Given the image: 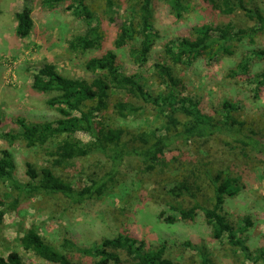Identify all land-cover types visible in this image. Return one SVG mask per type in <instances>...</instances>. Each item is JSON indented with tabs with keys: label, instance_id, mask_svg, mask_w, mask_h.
Wrapping results in <instances>:
<instances>
[{
	"label": "trees",
	"instance_id": "obj_1",
	"mask_svg": "<svg viewBox=\"0 0 264 264\" xmlns=\"http://www.w3.org/2000/svg\"><path fill=\"white\" fill-rule=\"evenodd\" d=\"M114 36L116 51L127 49L131 64L142 69L149 61L152 50L160 38L154 27V4L158 0H130ZM176 19L192 9L193 0H159ZM195 1V0H194ZM212 14L225 18L219 25L205 24L194 28L193 37L177 38L164 45L162 58L153 64L151 90L142 73L125 74L115 50H105V36L100 20L90 9L88 0H42V6L54 10L66 5V11L85 24V31L69 37L67 49L80 55L92 54L83 63L87 77L75 78L62 73L54 64L45 63L32 77V88L53 94L47 105L60 116L55 122L27 123L16 119L17 131L0 134L7 148L0 150V184L5 186L4 200L0 201V224L6 211L15 210L21 200L36 197H62L74 208L96 204L118 183L126 169L138 164L135 171L153 173L159 168L180 171L164 189L165 209L158 219L166 224L178 221L193 222L202 212L212 239L231 248L234 258H243L255 264H264V249L252 253L242 235L252 227L249 217L239 226L231 224L224 206L227 199L239 195L245 188L244 173L228 166L215 169L210 164L186 162L175 155L192 145L206 144L218 136H226L237 146L240 155H255L264 164V133L248 129L237 117L240 107L223 101L213 113L206 112L199 100L187 95L182 78L185 70L203 58L212 63L220 54H230V44L251 45L258 35L264 34V0H198ZM1 14V11H0ZM16 35L25 39L31 34L33 21L29 9L17 14ZM244 18L250 26L240 27L232 18ZM227 19V21H226ZM254 61H264V46L246 52L237 66L230 70V78L243 79L254 86L258 95L264 90V70L251 75ZM123 94L129 99L149 105L160 120L161 126L140 133L128 132L115 126L112 113L119 120L137 118L143 113L139 106L125 98L112 102L114 95ZM78 134L89 136L88 142ZM24 150L42 154L39 166L25 163V181L16 178V161L11 151L15 144ZM231 143V144H232ZM100 156L106 162L101 173L86 174L79 162ZM101 161V160H100ZM99 165V164H97ZM209 181L212 190L211 207H204L201 198V174ZM19 247L36 257L42 264H80L74 256L91 259L87 264H182L175 259L166 243L152 249L130 235L119 234L105 238L91 247H78L65 239L58 247L45 241L35 226L21 225ZM183 247L195 249L193 264H215L204 246ZM0 264H28L22 255L12 250L0 256Z\"/></svg>",
	"mask_w": 264,
	"mask_h": 264
},
{
	"label": "rangeland",
	"instance_id": "obj_2",
	"mask_svg": "<svg viewBox=\"0 0 264 264\" xmlns=\"http://www.w3.org/2000/svg\"><path fill=\"white\" fill-rule=\"evenodd\" d=\"M88 4L100 20L106 41L105 50H115L113 40L117 24L121 22L131 1L88 0ZM25 8L29 9L33 28L28 37L20 39L16 35V15L24 13ZM0 11V134L17 131L15 120L19 118L27 123L55 122L60 116L47 105V100L53 94L34 90L32 77L45 63L54 64L66 75L75 78L87 77L83 63L97 52L80 55L70 52L66 45L69 37L85 31V24L67 12L65 4L49 10L42 6V0H0ZM232 20L240 27L251 25L243 17H233ZM223 22L224 17L207 11L198 0H193L192 9L184 14L181 20L176 19L168 7L158 0L154 4V27L160 38L148 63L142 69L136 68L130 63L125 48L115 50L120 68L125 74L142 73L151 85L153 64L162 58L167 42L193 37L196 27L205 24L216 26ZM263 46L264 34H260L251 45L230 44L231 53L218 55L212 63L203 58L197 60L190 70L182 73L187 95L199 100L202 108L209 113L216 111L225 100L236 103L240 107L237 117L245 122L248 129L263 134L264 90L256 95L254 86L243 79H233L228 75L246 52ZM262 70L264 61H254L250 73L255 75ZM150 89L155 90L156 87L151 85ZM123 96L117 93L112 102L115 103ZM123 98L143 106V113L137 118L124 121L110 113L115 126L134 133L148 132L161 126L151 106L125 96ZM78 138L83 142L90 140L89 136L84 134H78ZM231 143L226 136H218L206 144H193L190 153L184 149L175 155L183 157L185 163L193 162L198 165V169L199 163L208 162L215 169L231 166L234 170L244 173L245 188L236 197L227 199L224 209L229 221L236 227L241 224L243 218H250L252 227L242 238L249 250L255 253L264 249V164L255 155H240L238 149H235L237 146ZM3 148H7V145L0 139V150ZM11 151L16 161V178L19 182H24L25 163L39 166L42 154L24 150L19 143L15 144ZM79 166L86 174L101 173L106 162L97 155L79 162ZM131 168L121 173L116 186L109 190L104 198L86 208H74L62 197L21 200L15 210L6 211L0 224V256L6 257L10 251L15 250L22 255L26 263L42 264L36 257L25 253L19 247L18 239L21 237L20 230L23 225L25 228L37 227L45 241L56 247L67 239L78 247L87 248L105 238L125 234L144 241L150 249L166 243L175 259L181 260L182 264H193L192 260L197 259L195 249L181 245L185 242H190L193 246H204L215 264H255L243 258H234L228 245L213 240L202 212L193 222L178 221L166 224L158 219L159 213L165 209L164 188L179 177L177 166L171 171L161 172L157 168L153 173L138 172V175L135 171L140 169L139 165L135 164ZM200 181V200L204 207L210 208L212 190L209 181L202 174ZM4 192L5 186L0 184V201H5L6 207L9 208L7 203L13 198L4 200ZM6 207H0V210ZM74 261L87 264L91 259L74 256Z\"/></svg>",
	"mask_w": 264,
	"mask_h": 264
}]
</instances>
